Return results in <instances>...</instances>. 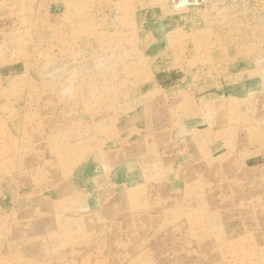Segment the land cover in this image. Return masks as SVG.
I'll use <instances>...</instances> for the list:
<instances>
[{
    "label": "rangeland",
    "instance_id": "374dc122",
    "mask_svg": "<svg viewBox=\"0 0 264 264\" xmlns=\"http://www.w3.org/2000/svg\"><path fill=\"white\" fill-rule=\"evenodd\" d=\"M0 264H264V0H0Z\"/></svg>",
    "mask_w": 264,
    "mask_h": 264
}]
</instances>
